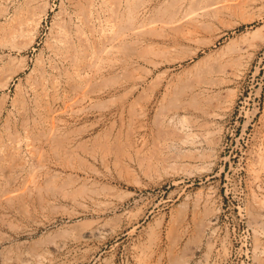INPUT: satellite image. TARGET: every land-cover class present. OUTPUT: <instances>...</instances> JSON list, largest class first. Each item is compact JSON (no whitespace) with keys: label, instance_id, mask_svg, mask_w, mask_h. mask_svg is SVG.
Segmentation results:
<instances>
[{"label":"rangeland","instance_id":"1","mask_svg":"<svg viewBox=\"0 0 264 264\" xmlns=\"http://www.w3.org/2000/svg\"><path fill=\"white\" fill-rule=\"evenodd\" d=\"M0 264H264V0H0Z\"/></svg>","mask_w":264,"mask_h":264},{"label":"bare ground","instance_id":"2","mask_svg":"<svg viewBox=\"0 0 264 264\" xmlns=\"http://www.w3.org/2000/svg\"><path fill=\"white\" fill-rule=\"evenodd\" d=\"M236 1H237V0H236ZM223 3H224V2H223ZM239 4H240V3H239ZM244 4H245V3H244ZM244 4H243V5H244ZM214 5H215V4H214ZM216 5H217V4H216ZM240 5H241V4H240ZM240 5H238V7H239ZM243 5H241V6H243ZM233 6H235V4H234ZM241 6H240V7H241ZM211 7H212V6H211ZM227 7H228V5H227ZM230 7H231V6H230ZM240 7H239V8H240ZM220 8H221V7H220ZM220 8H219V9H220ZM223 8L227 9L226 7H223ZM228 8H229V7H228ZM234 8L237 9V6H235ZM234 8H232V9L234 10ZM239 8H238V9H239ZM241 8H242V7H241ZM241 8H240V9H241ZM229 9H230V8H229ZM240 9H239V10H240ZM244 9H245V8H244ZM212 10H214V9H212ZM222 10H223V9H222ZM230 10H231V9H230ZM241 10H242V9H241ZM241 10H240V11H241ZM235 11H236V10H235ZM246 11H247V10H246ZM214 12H215V11H214ZM231 12H233V11H231ZM215 13H218V12H215ZM240 13H241V12H240ZM213 14H214V13H213ZM215 15H216V14H215ZM222 15H223V14H222ZM212 16H213V15H212ZM217 16H218V15H217ZM217 16H215V17L213 16V17H214V18H217ZM211 20H212V19H211ZM188 23L192 24L193 22H192V23H191V22H188ZM188 23H187V24H188ZM84 24H85V23H84ZM185 24H186V23H185ZM210 24H211V23H210ZM92 25H93V24H92ZM203 25H204V24H202L200 27L203 28ZM192 27H193V26H192ZM77 28H78V27H77ZM173 28H174V27H173ZM180 28H181V27H180ZM193 28H194V27H193ZM202 28H201V29H202ZM199 29H200V28H199ZM81 32H82V31H81ZM179 32H180V31H179ZM60 42H61V41H60ZM65 42H66V41H65ZM71 42H72V41H71ZM66 43H67V42H66ZM73 48H74V47H73ZM73 48H72V49H73ZM57 50H58V49H57ZM239 52H240V51H239ZM237 53H238V52H237ZM62 54H63V53H62ZM238 57H239V55H238ZM89 67H90V66H89ZM55 69H56V68H55ZM8 80H10V78H9ZM77 104H78V102H77ZM55 134H56V133H55ZM162 163H163V162H162ZM94 194L96 195L95 192H94ZM94 194H90V195H93V196H94ZM97 195H98V193H97ZM99 195H100V193H99ZM99 195H98V196H99ZM100 197H101V196H100ZM86 198H88V197H86ZM88 199H89V198H88ZM90 199H91V198H90ZM91 200H92V199H91ZM93 201H94V200H93ZM262 203H263V202H262ZM56 233H57V232H46V233L42 234V236H41L42 238L39 239V241L37 240V242L39 243V242L43 241L44 239L51 238V236H53V235L56 234ZM68 233H69V232H68ZM72 233H73V232H72ZM74 237H75V235H74ZM49 242H50V243H48L47 246H44V247H42L41 249H39L37 252H35V257H36L37 259L42 258V259L44 260V258L47 257V255L50 256L51 251H50V249L48 248L49 245H52V246L55 247V248L58 247L59 249L63 246V244L58 245V242H57V241H54V240H53V241H49ZM33 254H34V253H33ZM36 258H35V260H37ZM37 261H38V260H37Z\"/></svg>","mask_w":264,"mask_h":264}]
</instances>
